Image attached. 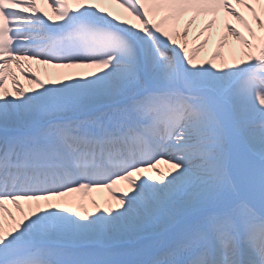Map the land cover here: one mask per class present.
Here are the masks:
<instances>
[{
    "label": "snow or ice",
    "instance_id": "obj_1",
    "mask_svg": "<svg viewBox=\"0 0 264 264\" xmlns=\"http://www.w3.org/2000/svg\"><path fill=\"white\" fill-rule=\"evenodd\" d=\"M0 264H264V0H0Z\"/></svg>",
    "mask_w": 264,
    "mask_h": 264
},
{
    "label": "bare ground",
    "instance_id": "obj_2",
    "mask_svg": "<svg viewBox=\"0 0 264 264\" xmlns=\"http://www.w3.org/2000/svg\"><path fill=\"white\" fill-rule=\"evenodd\" d=\"M209 17H200L199 19H202V20H206V19H208ZM198 19V20H199ZM198 27V26H197ZM196 28V27H195ZM195 30V29H194ZM211 45L212 44H210L209 46H208V48H207V50L205 51V52H203V53H201V58H203V56H204V54L205 53H207L208 51H209V49H210V47H211ZM226 51V50H225ZM22 79V82H24L25 84H26V81H23V78H21ZM9 88L11 87V84L9 83Z\"/></svg>",
    "mask_w": 264,
    "mask_h": 264
}]
</instances>
